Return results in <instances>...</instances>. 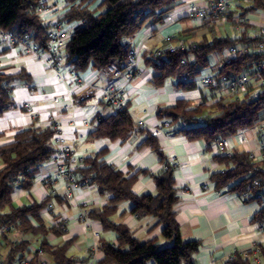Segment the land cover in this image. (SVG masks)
<instances>
[{"label": "trees", "instance_id": "obj_1", "mask_svg": "<svg viewBox=\"0 0 264 264\" xmlns=\"http://www.w3.org/2000/svg\"><path fill=\"white\" fill-rule=\"evenodd\" d=\"M41 0H0V30L10 31L17 37L29 34L31 41L44 50L47 45V26L35 9ZM255 2L253 9L264 8L262 0ZM178 0H68L67 10L60 20L63 24L79 22L74 27L70 39L64 48L65 65L71 66L75 74L88 68L104 70L109 65L122 69L132 47L124 41L138 33L147 23L161 24L173 11ZM96 4L94 9L90 6ZM228 17V15H227ZM175 40V39H174ZM170 39V41H174ZM256 40L247 36L246 31L239 38L215 37L210 41L202 38L174 51L167 48L144 58V63L153 71L151 84L161 87L168 81L174 83L177 90L190 91L195 88V78L200 72L212 66V56L222 55L230 47L247 46L253 48ZM256 54L238 52L236 58L225 63L220 58L216 64L217 75L238 76L251 69L259 58ZM19 76L0 73V115L13 108L12 84ZM213 90V89H211ZM207 107L206 102L191 106L186 101H177L168 107H159L156 117L170 120V125L184 124L177 132L189 140H204L207 144L219 142L248 130L256 125L259 115L264 111V96L258 99L231 98L226 103H215L216 114L200 118ZM135 132L145 134L140 146H148L162 161V169L150 174L155 184V194L136 195L131 187L137 174L128 176L102 159L104 151L83 159V166L76 169L81 181L87 180L99 195L107 196V204L100 209L86 212L89 220L98 221L105 232H113L116 244L103 241L99 249L103 258L95 264H194V255L200 243L183 241L179 226L175 220L173 206L176 204L177 190L174 182V168L169 165L159 150L154 134L138 127L126 108L108 116H99L88 138L108 141H125ZM55 130L52 126H31L14 136L12 142L0 146V229L15 226L24 237L40 236V245L44 248L48 264H76L85 260L67 256L73 240L53 246L47 236L64 233L60 225L47 223L42 210L49 204L54 205L56 196L49 194L39 202L16 207L12 203L15 189L29 191L33 186L38 168L50 161ZM225 165L222 172L210 176L215 190L227 189L238 196L247 195L244 202L255 201L256 194L264 189V171L258 170L247 152L233 151L227 156L216 158ZM145 173V172H144ZM259 182L253 187V181ZM129 202V213L136 217L150 216L162 227L161 236L170 242L160 248L156 240L141 242L123 224H115L111 217L117 212L118 205ZM32 221L36 225H32ZM252 221L264 223V208H260ZM3 233L0 244L7 248L5 264H11L16 258L23 257L32 241H8ZM259 255L264 262V246L259 247ZM36 264L35 260L31 262ZM226 264H251L249 260L236 255Z\"/></svg>", "mask_w": 264, "mask_h": 264}, {"label": "crops", "instance_id": "obj_2", "mask_svg": "<svg viewBox=\"0 0 264 264\" xmlns=\"http://www.w3.org/2000/svg\"><path fill=\"white\" fill-rule=\"evenodd\" d=\"M59 4L62 12H65L68 0H61ZM203 4L204 0H178L163 23L149 22L126 39L124 42L137 52L136 68L133 72L122 68L117 84L133 122L154 134L165 160L171 157L175 160L173 175L178 200L173 212L182 240L200 243L194 255V264H226L227 258L248 253L253 245L264 246V223L252 221L259 210L257 202H244L226 188L215 190L210 176L225 169L217 157L227 156L233 151H253L257 147V138L248 136L247 130H244L225 139L224 143L207 144L202 139L193 141L178 133L184 124L162 127L161 120L155 114L159 107L172 106L177 101L196 106L207 101L211 89L200 86L197 77L194 80L195 88L190 91L177 90L171 81L154 87L151 84L153 71L144 63L145 57L166 49L168 38L175 39L172 41L175 46H186L202 38L222 37L218 26L236 22L235 17L244 21L242 19L249 12L264 11V8L253 9L255 2L248 0L232 9L224 23H201L187 18L190 5ZM95 7L96 4H93L89 9ZM260 17H264V14ZM244 23L245 31L247 26L255 29L252 36H248L254 39L264 20L257 24L250 21ZM78 25L79 22H71L67 27L73 30ZM225 38L236 39L227 31ZM220 58L212 57V66L206 72L215 71ZM72 72L71 66L66 64L57 74L24 47L11 43L0 45V73L20 75L12 84L13 108L0 115V146L12 142L17 133L33 125L41 128L57 125L61 137L74 147L76 156L84 159L104 151L102 159L105 163L128 176L138 173L131 187L134 194H155V184L150 174L159 172L163 163L150 147L140 146L145 134L135 132L125 141L88 138L99 116L113 114L110 107H104L101 103V93L112 80L111 76L104 70L88 68L82 73H74L78 77L76 80ZM25 105L29 106V110L25 109ZM139 122L143 125L139 126ZM232 138L236 139L232 141ZM52 146L55 147L53 141ZM56 175V165L46 162L38 168L29 191L15 189L12 203L19 207L39 202L49 194L56 196L52 210L50 213L42 212V217L49 224L63 219L67 223L64 233L59 236L50 234L52 237L47 236L48 242L56 246L73 240L67 256L85 260L76 264H95L103 258L99 249L101 240L116 244V236L113 232L103 231L98 221L89 220L88 224L80 220L79 213L104 207L108 197L99 195L97 189L88 184L76 187L72 197H68L63 179L48 182V177ZM130 207L129 202L119 204L111 221L125 225L141 242L156 240L159 246L164 247L170 244L161 236L162 227L155 218L131 215ZM92 232H97L98 237H94Z\"/></svg>", "mask_w": 264, "mask_h": 264}, {"label": "built area", "instance_id": "obj_3", "mask_svg": "<svg viewBox=\"0 0 264 264\" xmlns=\"http://www.w3.org/2000/svg\"><path fill=\"white\" fill-rule=\"evenodd\" d=\"M246 1L248 0H204V4L201 6L190 5L188 7L187 18L201 23H224L227 14L236 6L243 4ZM35 13L40 16L47 26V45L44 50L40 49L36 43L31 41L29 34L17 37L10 31L2 30H0V45L11 43L13 45L22 46L28 52L34 54L37 59L41 60L45 67L58 74L60 69L65 65L64 48L70 39L72 30L67 27V24H63L60 20L63 12L58 0H41L35 9ZM254 39L256 40V45L253 48L247 46L230 47L225 49L220 56L222 61L229 63L236 58L238 52L259 55L260 57L256 60L251 69L238 76H228L225 74L217 75L215 71L206 72L208 69L206 68L202 70L197 77L200 86L217 90L223 95L233 96L241 100L246 98L255 100L264 96V24L259 27L258 35ZM166 41V48L171 52L174 51L176 46L170 41V38ZM178 47L183 49L184 45L179 44ZM157 55H159L158 52ZM136 61L137 52L133 48L128 53V57L122 66L123 69L126 68L130 72H133L136 68ZM104 71L111 76L112 80L101 93V103L104 107H110L112 112L115 113L116 111L125 108L122 90L117 84L118 79L122 75V69L114 65H109ZM71 75L77 80L78 77L74 75V72H72ZM24 107L29 110L28 105H25ZM261 124H264V120L259 121L254 126ZM138 125L142 126L143 123L139 122ZM160 125L162 127H168L170 125V120H161ZM53 129L55 130L53 137L55 151L50 162L56 165L57 175L55 177H48L47 180L48 182H54V180L63 179L66 183V192H68L67 196L69 197L76 187L85 186L88 183L87 180L81 181L76 173V169L83 166V159L76 156L74 147L71 144L66 143L65 139L61 137L58 131V126H53ZM78 140H80V138ZM221 141L224 143L225 139ZM247 153L251 161L256 164V168L264 171V126L258 128L257 147L253 151ZM168 161L170 166H175L174 158L171 157ZM259 185L260 184L257 180L252 183L253 187H258ZM52 194H54V191H52ZM241 197L247 199L246 194H242ZM256 199L259 209L264 208V189L256 194ZM52 208L53 205L49 204L42 210V212L50 213ZM79 219L86 221L88 224L90 223L84 212L79 213ZM66 223L67 222L60 220L53 223V225H60L62 230H64ZM12 231H15L14 225L1 228L0 238L3 233H11ZM92 235L98 237L97 232H92ZM241 257L249 260L251 264H264L259 255V246L257 245H253L251 251L241 254ZM233 258L234 257H229L227 258V261H230ZM34 260L36 264H48L44 248L36 243L30 244L27 253L21 258H16L11 264H32L31 262ZM0 264L5 263L2 261Z\"/></svg>", "mask_w": 264, "mask_h": 264}, {"label": "rangeland", "instance_id": "obj_4", "mask_svg": "<svg viewBox=\"0 0 264 264\" xmlns=\"http://www.w3.org/2000/svg\"><path fill=\"white\" fill-rule=\"evenodd\" d=\"M58 1H59V3L61 2V0H58ZM262 14H264V11L256 10L254 12H249L246 15V17H244L242 20H244L245 22H248V21L254 22L256 24L257 23H261L262 20H264V17H260V16H262ZM235 19H236L235 20L236 22H240L239 24L241 26H238L239 24L236 23V22H232L231 24L220 25V26H218V32H220V34H221L220 36L225 37V33L227 31L228 34L233 35V37H235V38H239L240 37V35L245 30V28H244L245 27V23H244V21H241L237 17H235ZM254 23H253V25H255ZM246 29H247L246 30L247 36H252V34L254 33L255 29L253 27H248V26L246 27ZM215 33H216L215 32V28H213V34L215 35ZM207 40L210 41L211 39H207ZM214 56L219 57L218 54H214ZM214 56H212V57H214ZM211 61H213V60L211 59ZM231 98H235V97L223 95L221 92H219L217 90H210L209 93L207 94V101H206L207 107L202 111L200 116L204 117L206 115H215L216 112H217L216 107H215V103L218 100H222L223 103H226ZM259 120L260 121L264 120V111H262L260 113ZM260 126H264V124H261V125L254 126V127L250 128L249 130L246 131L247 135L248 136H254L255 138L258 139V128ZM235 139L236 138H232V141H234ZM0 164H1V162H0ZM66 190H67V187H66ZM72 195H73V192H72L71 196H69V197H72ZM63 221L67 222L66 219H63ZM32 225H36V223L34 221H32ZM48 236L52 237V235H48ZM7 237H8V241L9 242L10 241H12V242L20 241L21 239H26V240L30 239L32 242H35L36 244H40V241L42 240V238L40 236H36V237H29V236L26 237L25 236L24 237L23 235H21L20 231H17V230L12 231L11 233L7 234ZM166 246H168V245H166ZM159 247L162 248L164 246L160 245ZM6 250H7V248L4 247L2 244H0V262L4 261V259H5ZM46 257H47V254H46ZM47 260H48V257H47Z\"/></svg>", "mask_w": 264, "mask_h": 264}]
</instances>
